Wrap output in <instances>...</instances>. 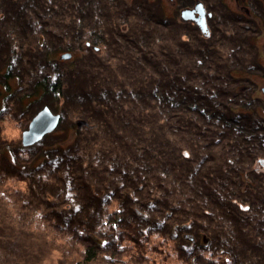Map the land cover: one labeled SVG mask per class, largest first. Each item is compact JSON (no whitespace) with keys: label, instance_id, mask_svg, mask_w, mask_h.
Returning <instances> with one entry per match:
<instances>
[{"label":"trees","instance_id":"obj_1","mask_svg":"<svg viewBox=\"0 0 264 264\" xmlns=\"http://www.w3.org/2000/svg\"><path fill=\"white\" fill-rule=\"evenodd\" d=\"M23 1L0 0V138L4 113L74 98L75 136L0 146V238L41 264H264L254 23L223 0H198L205 33L161 0Z\"/></svg>","mask_w":264,"mask_h":264},{"label":"rangeland","instance_id":"obj_2","mask_svg":"<svg viewBox=\"0 0 264 264\" xmlns=\"http://www.w3.org/2000/svg\"><path fill=\"white\" fill-rule=\"evenodd\" d=\"M37 1L40 2L41 0H37ZM58 1L63 3L62 0H58ZM197 1L198 0L189 1L188 3H190L191 5L188 8L180 6V4H178L179 0H161V3L163 6V11L165 15H178V18L181 19L180 15L183 10H186V9L189 10L193 6L196 7V5L201 4L200 1L199 2ZM2 2H3V5L6 4L7 6H9V3H12V4L18 3L20 5V3H23L24 1L23 0H2ZM203 5H202V9H203V12L205 13V23L207 25V20H208L207 18L211 14L207 10V8L204 7ZM62 6H65V5H62ZM220 10L221 12H226L227 14L232 13L230 15H242L243 17H245V19H248L249 21H251V23L252 22L254 23L255 28L253 30L256 32L258 31L257 33L259 34L254 39L253 43H255V45L257 46L256 56L258 58V63L261 69H264V0H223V6H221ZM182 21H190V22H193L196 26H198L194 21H191V20H182ZM206 30H207V27H206ZM4 50L5 48L3 47V53L2 54L0 53L1 57L4 56ZM59 55L61 57V54H58L57 56ZM71 57L72 55L70 54V58L64 59L66 60L64 61V63L68 62V59H72ZM73 63H74L73 69H75V61ZM63 66L64 64L61 65V67ZM243 76H247L252 81V83H254L255 91H256L255 95L259 97V99L262 102H264V93L262 92V89H264V76H261L260 74H255V75H250V76L244 74ZM0 83H2L1 80H0ZM9 83H10V86H13V88L17 87L16 86L17 82L15 79H10ZM0 91H3L4 93V87L2 86V84H0ZM0 104L1 106L4 105V103L1 102V99H0ZM42 105H43L42 102L38 104L39 106L38 111L42 109L43 107ZM76 106H77V103L75 102V98L70 99L67 102H64L62 104V107H63L62 115L63 116H61L60 113H57L55 110H53L52 107L47 106L53 114H58L60 116V120H59L57 127L51 133H49L50 137H48L47 135L49 134H47L44 136L45 138L44 137L42 138L41 143H40L39 153H41L43 149L44 150L46 149L47 151L53 149L55 147V144L53 143L57 140V137L59 135L64 133L65 128H67V131H68L66 143L74 140L75 131L73 132L72 130L68 128L71 122H70V116L67 114V112L74 111L75 113ZM18 111H19V114L14 113L13 116L11 115V113L10 114L4 113V115H2L4 119H5V115H6V118H10V119L8 120V122L6 119V121H3L1 123L2 132H3L2 137L0 138L1 147H3V145L8 144L10 141L16 142L18 140L21 143L22 132L27 129L32 117L38 112L36 111V113H34L33 116H31V111H32L31 107L28 110L22 111L21 109H19ZM25 119L27 123L25 126H23ZM81 124L82 123H79L77 125L79 126ZM27 147H30V146H27ZM3 153L4 154L0 157L1 159L0 165L3 168L4 167L6 168L7 161L12 158V154H11V151H8V150H5ZM33 176L35 179L36 174H33ZM7 233L8 232L6 230H0V237H2L3 235H6ZM6 242H7L6 240L0 238V264H41L39 263V260L33 258V256L30 255L26 249H22L20 247L13 248L10 245H8ZM40 259H42V264H69V261H67V259L63 257V254H61L59 251H51L49 254H47L46 257L44 258L41 257ZM163 261H164V264H176V261L171 260V258H167L166 260H163Z\"/></svg>","mask_w":264,"mask_h":264},{"label":"water","instance_id":"obj_3","mask_svg":"<svg viewBox=\"0 0 264 264\" xmlns=\"http://www.w3.org/2000/svg\"><path fill=\"white\" fill-rule=\"evenodd\" d=\"M198 15L195 16L192 10H183L181 12L182 20H193L201 29L203 33L206 32L205 15L202 9V5L198 4L195 7ZM62 59L70 58L69 53L61 55ZM264 93V89H262ZM60 116L53 114L48 107H42L31 119L26 130L22 132L21 144L24 147L32 146L35 143L42 140V138L51 133L58 125Z\"/></svg>","mask_w":264,"mask_h":264},{"label":"flooded vegetation","instance_id":"obj_4","mask_svg":"<svg viewBox=\"0 0 264 264\" xmlns=\"http://www.w3.org/2000/svg\"><path fill=\"white\" fill-rule=\"evenodd\" d=\"M197 2H199V1H197ZM196 2V3H197ZM202 5H203V3L202 2H200ZM204 6V5H203ZM190 7V6H189ZM205 7V6H204ZM186 8H188V7H186ZM186 10H188V9H186ZM189 10H192V11H194V14L193 15H198V13H197V11L195 10V6H193L192 8H190ZM204 15H205V13H204ZM191 21H193V20H191Z\"/></svg>","mask_w":264,"mask_h":264}]
</instances>
